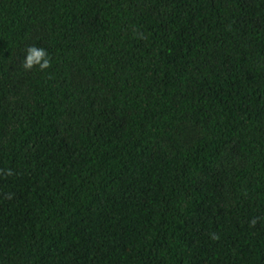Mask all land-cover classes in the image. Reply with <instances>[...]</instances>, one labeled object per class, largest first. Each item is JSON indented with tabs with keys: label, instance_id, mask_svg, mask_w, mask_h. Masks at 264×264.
I'll return each mask as SVG.
<instances>
[{
	"label": "trees",
	"instance_id": "16d2710c",
	"mask_svg": "<svg viewBox=\"0 0 264 264\" xmlns=\"http://www.w3.org/2000/svg\"><path fill=\"white\" fill-rule=\"evenodd\" d=\"M0 264H264V0H0Z\"/></svg>",
	"mask_w": 264,
	"mask_h": 264
},
{
	"label": "clouds",
	"instance_id": "9594fccd",
	"mask_svg": "<svg viewBox=\"0 0 264 264\" xmlns=\"http://www.w3.org/2000/svg\"><path fill=\"white\" fill-rule=\"evenodd\" d=\"M34 64H38L41 70L47 69L49 67L50 62L43 49H38L36 47H30L27 49L26 59L24 60L23 67L25 69H31Z\"/></svg>",
	"mask_w": 264,
	"mask_h": 264
}]
</instances>
